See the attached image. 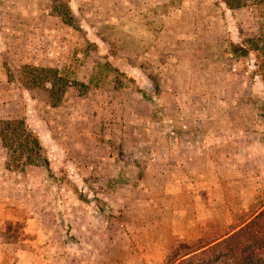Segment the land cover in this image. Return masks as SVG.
I'll return each mask as SVG.
<instances>
[{
	"label": "rangeland",
	"instance_id": "obj_1",
	"mask_svg": "<svg viewBox=\"0 0 264 264\" xmlns=\"http://www.w3.org/2000/svg\"><path fill=\"white\" fill-rule=\"evenodd\" d=\"M248 38L263 3L0 0V120L48 160L7 169L0 142V264H161L256 211L264 55H226Z\"/></svg>",
	"mask_w": 264,
	"mask_h": 264
},
{
	"label": "trees",
	"instance_id": "obj_2",
	"mask_svg": "<svg viewBox=\"0 0 264 264\" xmlns=\"http://www.w3.org/2000/svg\"><path fill=\"white\" fill-rule=\"evenodd\" d=\"M221 2L231 10L249 4H264V0H221ZM59 14L64 22L71 23L69 13ZM230 47L226 52L228 57H243L251 50L262 51L264 55V38L231 42ZM260 66L264 69V60H261ZM39 69L45 73L38 78V81L42 85H49L52 98L56 95V99L51 103L57 104L60 99L59 92L64 93L68 86L66 80L58 76L57 70ZM34 72L35 70L31 73ZM0 142L7 153L5 163L7 169L23 170L25 166L48 164L47 158L41 153L42 146L37 135L21 118L0 120ZM161 264H264V203L226 234L209 241L199 238L197 241L181 243Z\"/></svg>",
	"mask_w": 264,
	"mask_h": 264
}]
</instances>
